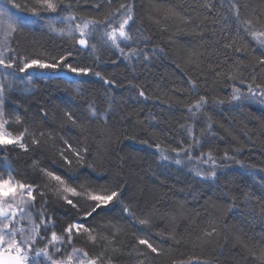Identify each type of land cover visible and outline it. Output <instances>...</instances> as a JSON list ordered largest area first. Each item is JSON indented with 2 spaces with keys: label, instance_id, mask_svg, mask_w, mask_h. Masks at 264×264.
I'll use <instances>...</instances> for the list:
<instances>
[{
  "label": "trees",
  "instance_id": "16d2710c",
  "mask_svg": "<svg viewBox=\"0 0 264 264\" xmlns=\"http://www.w3.org/2000/svg\"><path fill=\"white\" fill-rule=\"evenodd\" d=\"M16 2L23 4L25 0ZM94 2L80 0L79 9L74 6L73 10L78 16L102 19L108 5L96 11L91 6ZM119 2L125 0H116L112 7L118 6ZM208 2H216L217 10L221 13L226 11L219 8L218 0ZM134 3L136 23L132 29L133 36L139 38L142 34L150 37L148 40L140 39L139 44L134 46L143 48L149 54V60L138 63L133 58L129 66L118 54L102 49L100 56L103 63L97 69L106 78L115 80L117 85L112 90L117 98V108L108 121L111 140L101 144L100 137L96 136L98 125L92 124L85 141L84 135L68 124L63 116L64 110L79 115L88 102H94L103 111L106 108L104 90L107 86L91 76L76 78L77 81H87L82 85V91L78 92L75 84L66 90V85L60 79L40 78L35 81L31 91L12 93L7 110L11 113L18 104L22 105L19 111L24 118V126L33 130L32 124L36 122L40 126L39 130L52 133L53 138L49 139L46 135L44 143L29 153L14 150L7 154L6 162L0 157V164H11L19 173L17 179L39 182L30 167L32 160H38L42 167L50 170L63 171L59 152L66 147L64 140L73 146H77L78 142L86 143L89 153L84 166L75 173L79 176L75 184L84 180L93 184L111 183L115 182L119 174L127 185L123 204L128 205L135 214L134 218L127 217L122 212V205H109L110 211L105 209L93 222L111 221L120 226L121 231L117 234L114 246L121 248V252L112 254L114 264H140L141 260H144V264H204L205 261L210 264H254L251 256L238 245L237 237L257 251L259 242L264 240V216L260 215L258 206L255 215H249V204L244 198L245 192L256 197L264 196V184L260 182L264 172L254 174V168H264V109L251 99L244 100L238 107L231 101L233 82L218 81L209 69L210 63H217L216 59L206 58L207 52L211 51L208 43L212 39L211 19L216 16V12L209 13L200 7L205 0H134ZM239 3L247 5L242 8L245 18L255 14L264 21V0H239ZM168 6H176L184 15L192 17L194 22L165 19ZM18 13L42 22L39 27L24 26L14 34L15 41L19 43L13 42L12 46L17 48L20 55L33 56L44 52L57 55L69 47L66 38L49 32L44 26L42 19L52 14L45 13L37 17L27 12ZM205 15L209 16V20L201 23ZM197 25H200L199 29ZM215 27L218 29L219 25ZM256 28L259 30L260 25L257 24ZM200 30L204 32L203 39L198 34ZM238 44L245 51L234 54L233 59L239 56L245 66L256 65L264 48L248 36L238 39ZM153 48L157 49L155 54ZM160 48L164 50L162 53L159 52ZM201 52L205 53V56L200 57L203 63L193 56V53ZM81 59L86 64L91 63L90 58ZM112 60H117V63L113 64ZM251 74L250 67H245L243 77L246 82H250ZM50 75H53L51 71H46L45 77ZM256 75L257 82L264 84V71ZM189 78L197 81L195 92L191 90ZM129 80L140 85L148 99L138 95L139 89L129 88ZM236 86L240 87L241 84L236 82ZM201 95L206 96L209 103L201 113H197L198 119L194 120L187 112V105ZM218 100H224L222 105L226 108H214ZM42 108L48 113L47 120L42 119ZM209 117L216 135L205 136L203 141L208 137L215 138L208 149L223 165L217 170L214 181L202 180L187 170L186 166L160 159L155 144L170 148L177 146L180 140L188 142L181 125L193 126L195 135L200 138ZM144 140L148 143H142ZM225 152L234 154L245 167L224 161L222 157ZM169 155L175 156L171 152ZM88 164H92L95 171ZM185 164L192 168L189 163ZM68 195L74 202L78 199ZM48 201V213L55 218L57 231L82 215V212L77 213L76 209L56 199L51 193L48 194ZM83 203L80 201V204ZM140 219H148L149 223L141 225ZM209 219L217 225L218 234L212 238L198 239L200 228ZM169 233L175 239L167 238ZM146 237H151V242L162 248L163 254L157 256L148 252L147 259L139 256L138 251L148 250L136 243L137 238ZM73 243L75 247H83L93 255L101 251L84 237Z\"/></svg>",
  "mask_w": 264,
  "mask_h": 264
},
{
  "label": "snow or ice",
  "instance_id": "6c2138e0",
  "mask_svg": "<svg viewBox=\"0 0 264 264\" xmlns=\"http://www.w3.org/2000/svg\"><path fill=\"white\" fill-rule=\"evenodd\" d=\"M85 2L87 3L88 0ZM114 3L116 0H95L92 3L91 6L96 11L108 5V10L104 12L102 19L78 16L73 8L75 6L79 9L80 0H67V2L65 0H34V2L25 0L23 4L17 3L16 0H5L4 4L0 5V157L3 161L6 162L7 154L14 150L29 153L39 148L44 143L43 138L46 135L49 139L53 138L52 133L39 130L40 126L36 122L32 124L33 130L24 126L25 121L19 111L22 105L18 104L11 113L7 110L9 96L17 90L18 86L22 93L31 91L35 81L42 78L40 73L49 70L53 75L47 78L60 79L66 85V90L75 84L77 91H82V85L87 81L83 79L77 81L76 78L89 76L97 78L107 86L104 90L106 108L103 111L94 102H88L79 115L73 111L64 110L63 116L68 124L84 135L85 141L88 139L92 124L98 125L96 136L100 137L101 144L105 140H111L112 134L108 131V121L117 108V98L112 91L117 85L115 80L106 78L101 71L97 70L103 63L100 52L102 49L113 51L131 66L133 58L149 60V54L143 48L134 45H138L140 39H150L142 34L139 38L133 36L132 29L136 23L134 0L119 2L118 6L113 8ZM218 4L220 9L226 10L224 13L217 10L216 2L205 0V3L200 5L209 13L216 12V16L211 19L212 39L208 41L211 51L207 52L206 58L216 59L217 63L215 65L210 63L208 67L214 72L218 81L233 82L231 101L251 99L264 104V84L257 82L256 75L257 72L264 71V52L257 59L256 65L245 66L239 56L233 59L234 54L245 51L238 44V39L242 36L251 37L261 48H264V21L255 14L245 18L242 15V8H246L247 5H241L239 0H218ZM8 5L18 11L31 13L32 16L52 14L45 17L48 31L66 38L69 47L57 55H49L47 52L33 56L20 55L12 44L15 42L18 45L19 42L15 41L14 34L23 29L27 18L15 15ZM168 18H175L184 23L194 22L192 17L184 15L176 6H168L165 9V19ZM208 20L209 16L205 15L201 23ZM257 24L260 25L259 30L256 28ZM217 25H219L218 29L215 27ZM197 28L199 29L200 25H197ZM233 32L234 35H232ZM198 34L203 39V30H200ZM152 51L155 54L157 49L153 48ZM163 51V48L159 49V52ZM193 56L203 63L200 57L205 56V53H193ZM81 57L90 58L91 63L86 64ZM112 63H117V60H112ZM245 67L251 69L250 82H246V78L243 77ZM236 82L245 87L242 89L236 86ZM188 83L191 90L195 92L197 81L189 78ZM128 87L139 89L138 95L148 99L145 90L132 80L128 81ZM215 102L223 104L224 100ZM208 103V98L201 95L187 105V112L194 120L198 119L197 113H201ZM40 111L42 119L47 120V111L43 108ZM181 128L185 130L188 142L180 140L177 146L170 148H162L161 144H155L160 159L162 161L171 159L176 165L185 162L195 164L192 171L197 177L214 181L217 178V170L223 165L217 161L211 151L194 154L195 149L203 146V137L216 135L211 118H208L200 138L195 135L193 126L181 125ZM142 143L147 144L148 141L144 140ZM64 145L65 149L59 152L63 171L50 170L42 167L38 160H32L30 167L36 173L39 182L17 179L19 173H16L11 164L0 167V264H114L112 254L121 252V248L114 246L117 234L121 231L120 226L111 221L93 222L97 220L101 212L109 209V205L117 204L122 205V212L127 217L134 218L132 209L123 204L126 183L118 174L115 182L111 183L93 184L84 180L75 184V181L79 179L75 173L78 168L84 166L89 148L86 143L79 142L77 146H73L68 140H64ZM236 151L239 152V149ZM169 152L174 153L175 156H170ZM222 159L245 167L234 154L225 152ZM202 165L207 167L202 168ZM87 166L95 171L92 164ZM256 172H264V168H254V174ZM260 182L264 184V176L260 177ZM49 193L71 206L72 209H76L77 213L82 212V215L67 222L60 231H57L55 218L48 213ZM68 194L78 199L74 202ZM244 198L249 204V215L254 216L258 206L260 215L264 216V196L256 197L252 193L245 192ZM80 201L84 203L80 204ZM148 223V219L139 220L141 225ZM218 231L217 225L209 219L200 228L198 239L212 238L218 234ZM80 237H84L89 244L100 248L101 251L93 255L83 247H75L73 242ZM167 238L175 239V236L169 233ZM136 243L145 246L148 250L137 252L145 259L148 252L157 256L163 254V249L151 242V237L137 238ZM237 243L251 256L254 264H264V240L259 242L258 251L240 237H237ZM68 248H71V252H68ZM140 264H144V260H141ZM204 264H210V262L205 261Z\"/></svg>",
  "mask_w": 264,
  "mask_h": 264
},
{
  "label": "bare ground",
  "instance_id": "6f19581e",
  "mask_svg": "<svg viewBox=\"0 0 264 264\" xmlns=\"http://www.w3.org/2000/svg\"><path fill=\"white\" fill-rule=\"evenodd\" d=\"M42 25V22H41V20H39V19H32L31 21H28L27 20V22H26V24H25V26H27V27H39V26H41ZM137 62L138 63H141V62H143V59H140V60H137ZM41 74V77L42 78H47V77H45V75H46V72H42V73H40ZM21 75H23V74H21ZM37 80H39V79H37ZM46 81H47V79H46ZM19 87V86H18ZM242 89L244 88V85H241L240 86ZM19 91H20V89H18L17 88V90L16 91H14V92H18L19 93ZM13 92V93H14ZM233 103H235L236 105H238V107L239 106H241L243 103H244V100H241V101H232ZM232 105V104H231ZM226 108L225 106L223 107V105L222 104H219V103H216L215 105H214V108ZM221 108V109H222ZM214 137H208V138H206L204 141H203V146L202 147H199V148H197V149H195L194 150V154L195 155H199V153L200 152H204V153H207V152H209L210 150L208 149V146H209V144L212 142V141H214ZM213 154V153H212ZM171 161V159L170 160H168L167 162L169 163ZM0 165H3V164H0ZM182 166H186V168H187V170H189L194 176H196L195 175V173H194V171H192V169L195 167V164H190V166L192 167V168H190V167H188L185 163L184 164H181ZM202 168H206L207 166H201ZM199 178V177H198ZM207 181H209V180H207Z\"/></svg>",
  "mask_w": 264,
  "mask_h": 264
},
{
  "label": "rangeland",
  "instance_id": "374dc122",
  "mask_svg": "<svg viewBox=\"0 0 264 264\" xmlns=\"http://www.w3.org/2000/svg\"><path fill=\"white\" fill-rule=\"evenodd\" d=\"M5 2V0H0V5H3ZM8 8L10 9L11 12H13L15 15L17 16H21L23 17L21 14L18 13V11L14 8H12L11 5H8ZM27 18V17H26ZM28 21H31L32 19L31 18H27ZM42 21L44 22V26H46V19H42ZM59 26H63V25H59ZM47 28V27H46ZM41 75V74H40ZM18 89H20V86L18 87ZM20 93H22L21 91H19ZM253 101V100H252ZM253 102H256V101H253ZM258 104L259 107L263 108L264 109V104H260L258 102H256ZM4 165H0V167H3ZM68 252H71V248L68 249Z\"/></svg>",
  "mask_w": 264,
  "mask_h": 264
}]
</instances>
